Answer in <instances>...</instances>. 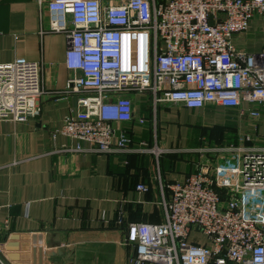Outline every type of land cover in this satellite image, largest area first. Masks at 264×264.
Here are the masks:
<instances>
[{"label":"built area","instance_id":"2783aa9c","mask_svg":"<svg viewBox=\"0 0 264 264\" xmlns=\"http://www.w3.org/2000/svg\"><path fill=\"white\" fill-rule=\"evenodd\" d=\"M47 8L45 31L67 39L72 75L63 92L77 96L53 131L75 142L64 150H130L127 124L146 123L135 114L137 98L155 108L223 106L261 116L264 50L232 39L264 15V0H49ZM44 92L41 62L0 63V120L39 116ZM205 151L215 160L169 183V195L161 185L163 222L124 225L119 212L129 264H264V151L242 144ZM7 228L0 221V233ZM7 240L0 239V258Z\"/></svg>","mask_w":264,"mask_h":264},{"label":"crops","instance_id":"0c3cea01","mask_svg":"<svg viewBox=\"0 0 264 264\" xmlns=\"http://www.w3.org/2000/svg\"><path fill=\"white\" fill-rule=\"evenodd\" d=\"M48 1L0 0V63L19 57L41 62L45 88L39 116L25 122L0 120V221L8 222L0 239L29 234L38 237L39 245L41 235L46 264L55 263L52 257H57L55 264L60 258L66 264H129L119 212L124 225L163 222L161 185L184 180L210 162L208 154L215 160L205 151V128L235 127L237 140L230 144L264 151V106L256 118L223 106L155 108L151 98H137L135 114L147 121L127 124L136 132L130 150H64L75 142L54 137L53 131L75 108L77 96L63 92L72 75L65 61L67 39L64 33L45 31ZM232 41L247 51H263L264 15H255ZM139 182L151 189L138 191ZM28 240L20 241L32 244Z\"/></svg>","mask_w":264,"mask_h":264},{"label":"water","instance_id":"95a60500","mask_svg":"<svg viewBox=\"0 0 264 264\" xmlns=\"http://www.w3.org/2000/svg\"><path fill=\"white\" fill-rule=\"evenodd\" d=\"M32 241V244L30 242H21L20 240H27ZM39 242L38 245V237L37 236H29V234H20V233H13L10 235L9 239L6 242L5 249L6 254L5 256H1L0 258V264H8V260L13 262L14 264H24L22 263L21 259L22 256L20 255L19 251L21 250H32V264H44V255L47 254V252H44V246H43V240L42 236H39ZM47 247H53L52 245H47ZM64 247L60 246L58 253L59 255L64 254ZM48 255V254H47ZM26 257V256H25ZM27 259V258H25ZM21 261V262H20ZM8 262V263H7Z\"/></svg>","mask_w":264,"mask_h":264},{"label":"trees","instance_id":"16d2710c","mask_svg":"<svg viewBox=\"0 0 264 264\" xmlns=\"http://www.w3.org/2000/svg\"><path fill=\"white\" fill-rule=\"evenodd\" d=\"M144 118L147 121V118L146 117H144ZM138 125H141V124H138ZM130 126L131 125H129V129L127 130V133L130 135V137H131V139L133 141V138H134V135H135L136 132L133 130L134 129L133 125H132L133 128L130 127ZM220 131H222L225 134H228V137H226L224 134H222L219 137L218 134H219ZM235 131H236L235 127H230V126L225 127V128L224 127H218V128L217 127H213L212 129L205 128L204 135L209 137V138L205 137L206 143L215 144V145L220 144L221 145V144H225L224 143L225 140L231 139L232 140L231 142L236 141L237 140V138H236L237 136H234V138L232 137V133H234ZM214 136L217 139L213 140ZM203 144H204V142H203ZM169 183L170 182H168L167 184H169ZM167 184L165 185V193H166V195H169L170 190L167 189ZM150 189H151V187H150ZM150 189L148 188V190H150ZM148 190L146 192H148Z\"/></svg>","mask_w":264,"mask_h":264},{"label":"rangeland","instance_id":"374dc122","mask_svg":"<svg viewBox=\"0 0 264 264\" xmlns=\"http://www.w3.org/2000/svg\"><path fill=\"white\" fill-rule=\"evenodd\" d=\"M146 99H148V98H146ZM234 136H236V133H232V137L234 138ZM231 139H229V140H225L224 141V143L225 144H230L231 143ZM204 145H207L208 147H206V148H210V149H212V148H215V147H220L221 145L220 144H217V145H215V144H209V143H204ZM224 145V144H223ZM233 145H236V144H233ZM209 153H210V151H209ZM210 160V161H213L214 159H210L209 158V154H208V156H207V159L206 160ZM222 191H224V190H222ZM44 249H46L45 247H44ZM44 251H46V250H44ZM19 253H20V255L22 256V259H21V261H22V263H24V264H32V250L30 249V250H21V251H19ZM26 256V257H25ZM25 258H27V259H25ZM56 258L57 257H52V259H53V261L56 263ZM44 259H47V257L45 256V258ZM48 260V259H47ZM62 259L60 258L58 261H60V262H58L57 264H66L64 261H61ZM20 261V262H21ZM45 263L44 264H46L48 261H44ZM54 263V264H55Z\"/></svg>","mask_w":264,"mask_h":264}]
</instances>
